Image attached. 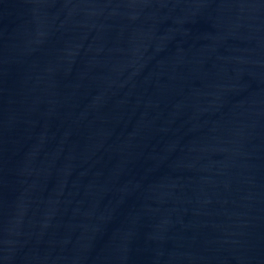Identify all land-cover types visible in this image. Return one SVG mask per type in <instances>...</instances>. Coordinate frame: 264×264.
I'll list each match as a JSON object with an SVG mask.
<instances>
[{
	"label": "water",
	"instance_id": "95a60500",
	"mask_svg": "<svg viewBox=\"0 0 264 264\" xmlns=\"http://www.w3.org/2000/svg\"><path fill=\"white\" fill-rule=\"evenodd\" d=\"M0 264H264V0H0Z\"/></svg>",
	"mask_w": 264,
	"mask_h": 264
}]
</instances>
